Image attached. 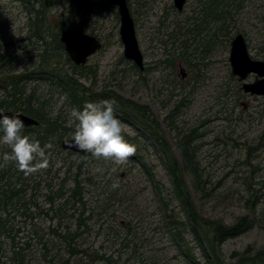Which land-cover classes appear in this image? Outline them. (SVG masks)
Here are the masks:
<instances>
[{
  "label": "rangeland",
  "instance_id": "374dc122",
  "mask_svg": "<svg viewBox=\"0 0 264 264\" xmlns=\"http://www.w3.org/2000/svg\"><path fill=\"white\" fill-rule=\"evenodd\" d=\"M88 1L104 4L109 0ZM195 2L187 0L183 12L176 14L172 9L173 0H129L139 47L146 68H150L144 73V79L131 68L132 62L122 60L124 46L117 10L90 17L85 23L87 33L97 37L104 47L87 64L96 70V76L85 75L80 82L94 91L116 90L126 99L150 108L151 116L160 122L178 160L181 158L176 133L196 129L203 135L197 143L200 146L198 161L206 181L204 191L197 193L191 177L187 174L184 177L200 216L226 225L234 224L241 217H248L252 222L246 233L217 246L220 258L230 264L246 251L254 254L264 249V98L245 94L242 83L232 74L230 64L231 42L239 33L247 40L250 56L264 61V0H246L237 11L231 8L233 17L227 22L229 37L205 57L201 56L200 50L199 58L194 60L199 64L194 74H190V64L181 62L172 69L173 61L166 63V60L178 61L182 55L181 41L184 39L175 27L176 24L185 26L184 20L190 16ZM67 10L66 2L59 1L50 20L56 21ZM28 19L20 3L0 0V54L18 56L41 45L35 39L33 42L26 40ZM35 66L36 58L29 59L17 72L32 70ZM182 68L183 73L188 74L185 78ZM254 81L255 75H251L245 82ZM47 88L40 87L39 93L49 98ZM65 101L64 97L54 96L48 111L52 109L56 115L65 107ZM176 106L179 114L173 131L174 128L170 127L173 117H169ZM122 124L125 125V139L137 149L136 154L123 164L93 157L84 161L80 155L68 156L64 150L59 152L52 146L47 147L51 150L47 157L53 161L49 164V174L47 169L42 171L38 203L44 210L49 208L46 199L51 187L63 186L69 167L73 166L74 174L83 164L80 180L92 178L96 187L85 194V202L95 211V218L90 223L92 231L79 242L82 248L106 255L111 258L110 264H192V259L186 256L188 249L194 259L203 263L201 250L174 194L164 156L135 122ZM68 125L74 132L75 122ZM73 132L69 139H72ZM143 164L149 166L153 177ZM110 182L118 183L119 187L114 189ZM71 185L72 180L65 189ZM165 204L184 225L182 241L178 240L176 229L165 217ZM105 208L107 211L103 212ZM16 222L21 227V236H30V223L22 217H17ZM33 223L47 232L56 221L43 215ZM110 225L113 231L107 230ZM38 248L35 245V250ZM134 248L138 249L136 255H133ZM51 254L56 255V251Z\"/></svg>",
  "mask_w": 264,
  "mask_h": 264
},
{
  "label": "trees",
  "instance_id": "16d2710c",
  "mask_svg": "<svg viewBox=\"0 0 264 264\" xmlns=\"http://www.w3.org/2000/svg\"><path fill=\"white\" fill-rule=\"evenodd\" d=\"M12 1L20 3L29 16L26 40L33 42L35 39L36 43L41 45L33 46L31 51L22 52L18 56L0 54V92L3 93L0 97V110L23 113L37 120L39 122L37 126L24 127L21 134L39 141L47 156L51 152L47 147L52 146L62 152V141L70 138L73 129L68 125V120L69 110L72 107L82 110L85 102L114 99L117 102L116 117L126 124L135 122L152 138L159 153L164 156L174 194L181 203L186 215V224L201 250L204 262L194 259L189 249L186 251L188 259H192V264H227L220 258L217 246L246 233L251 228L252 222L248 217H241L234 224L226 225L200 216L184 177L185 174L191 177L197 193L204 191L203 187L206 184L203 180L204 171L197 157L200 148L197 142L202 140L203 135L197 133L196 129L188 133L178 132V149L181 158L178 160L171 151L160 123L151 116L150 108L126 99L116 90L106 88L102 91H94L84 86L80 80L85 75L96 76V70L87 65H75L61 41V34L65 29L78 27L82 32L87 33L85 23L90 17L102 12H116V8L109 1L99 4L88 0H64L68 10L53 22L50 20L52 18L50 14L61 0ZM234 1L231 0V4ZM229 4L230 1L227 0L226 24L222 31L225 38L230 35V27L227 25L231 20ZM82 16L84 18L81 20ZM175 29L184 40L181 41L182 55L178 61L170 58L166 60V63L173 61V68L181 62L192 63L188 61L190 44L186 26L177 25ZM176 39L180 41L179 37ZM33 56L36 58V66L32 70L18 73L20 65L24 61L34 59ZM122 60L126 61L125 57ZM131 68L140 74L135 65H131ZM31 85L34 87H30ZM42 86L48 87V94L51 95L49 98L40 95ZM56 95L59 98L64 97L66 101L65 107L55 115L52 109L49 111L48 109L51 107L52 98ZM66 108L69 110L66 111ZM178 114L175 111L169 117V119L173 117L170 120L171 128L176 129L173 126ZM2 135L3 133L0 132V136ZM6 152L10 153L11 149L7 145L0 144V163H3L2 157ZM66 153L68 156L76 155L70 151ZM87 156L92 157L91 153ZM48 160L49 164L53 161L51 158ZM49 164L46 168L47 174H49L48 168H51ZM143 165L153 177L149 166ZM72 167L71 165L66 172L63 186L51 187L46 199L49 208L45 210L38 203L42 190L40 180L43 170L26 176L17 169L14 162L0 167V264H110L111 258L91 251L90 248H82L79 244L84 235L92 231L90 223L95 218V211L85 202V194L93 190L96 184L92 183V178L80 180L81 166L78 167L77 173H74L76 175L73 174ZM56 173H59V170ZM70 180L72 185L66 190V184ZM109 203H112V200ZM106 211L107 208L103 210ZM164 212L169 225L176 229L178 240L182 241L183 223L178 221L175 212L170 210L167 204ZM43 215L49 217L51 221H56L55 226H50L47 232L33 223ZM17 217H22L30 223L32 229L30 236H21L22 231L16 222ZM107 230L113 231L112 225L108 226ZM35 240L37 243H34ZM35 245L39 247L38 250H35ZM137 248H134L133 255L137 254ZM51 251H56V255H52ZM230 264H264V249L254 254L246 251L237 257L236 262Z\"/></svg>",
  "mask_w": 264,
  "mask_h": 264
},
{
  "label": "clouds",
  "instance_id": "9594fccd",
  "mask_svg": "<svg viewBox=\"0 0 264 264\" xmlns=\"http://www.w3.org/2000/svg\"><path fill=\"white\" fill-rule=\"evenodd\" d=\"M114 99L85 102L83 109L69 110V124L75 122V130L69 147L80 152L91 153L95 159L112 160L123 164L136 154V146L129 143L124 135L125 125L116 117ZM24 122L18 115H5L0 110V144L7 145L10 153H4L0 167L14 162L17 169L26 176L48 167L49 160L39 141L22 135ZM99 171V169H98ZM115 189L119 184L114 182Z\"/></svg>",
  "mask_w": 264,
  "mask_h": 264
},
{
  "label": "water",
  "instance_id": "95a60500",
  "mask_svg": "<svg viewBox=\"0 0 264 264\" xmlns=\"http://www.w3.org/2000/svg\"><path fill=\"white\" fill-rule=\"evenodd\" d=\"M174 6L182 11L186 0H173ZM110 4L116 8L120 17V38L124 46V57L132 62L138 69L144 70V56L139 47L136 36L135 22L132 17L128 0H110ZM61 41L70 60L77 66H86L91 57L103 48L102 42L95 36L82 32L78 27H69L61 34ZM230 64L232 74L243 82V90L256 96H264V61L255 60L249 54L248 45L242 34L236 35L231 42ZM251 74L256 75L253 83H245ZM5 115H18L24 122V127L37 126L39 122L23 113L10 111L2 112ZM72 139H64L61 147L65 151L84 156L87 153L80 152L69 147ZM69 142V143H66Z\"/></svg>",
  "mask_w": 264,
  "mask_h": 264
},
{
  "label": "flooded vegetation",
  "instance_id": "af4514ba",
  "mask_svg": "<svg viewBox=\"0 0 264 264\" xmlns=\"http://www.w3.org/2000/svg\"><path fill=\"white\" fill-rule=\"evenodd\" d=\"M226 1L227 0H196L194 8L190 12V16H188L184 20L186 30H187L188 43L190 44V46H188V48H189L188 49V57H189L188 61L192 62V63H190L191 64L190 65L191 66L190 67V74H194V72H195L194 70H195V68H197V66L199 64V63H196L194 60H195V58H199V57H197V55L200 52V50H202L201 56L205 57V56L209 55V53L213 52V50L215 48H218L221 43L224 42L223 40L225 37L223 36L222 31L225 28V5H226ZM229 1H230L229 12L231 13V19H232L233 12H231V10H232L231 8H233L234 11H237L240 8V4L243 5L246 0H242L241 3L238 2L240 0H235V1H237V4L235 1L232 4H231V0H229ZM109 2H110V0H109ZM128 4H129V0H128ZM186 5H187V0H186L185 6ZM185 6H184V9H185ZM172 9L173 10L175 9L176 14H180L184 10L183 9L182 11H179L174 6V1H173ZM130 11H131V9H130ZM131 14H132V12H131ZM132 17H133V15H132ZM176 25H178V24H176ZM239 34H241V33H239ZM239 34H237V35H239ZM233 39H232V41H233ZM246 42H247V40H246ZM247 45H248V43H247ZM230 52H231V50H230ZM161 64L165 65L163 63H161ZM171 68L175 69L172 66H171ZM149 71H150V68H146L145 60H144V70L139 69L140 78L144 79L145 78L144 73L149 72ZM183 71H184V68L181 69L182 73H183ZM173 72L175 73V71H173ZM251 75H255V74H251ZM187 76H188L187 73H183V78H185ZM255 80H256V75H255ZM238 81H239V79H238ZM241 83H242V87H241L242 91L245 94H249L243 90V84L244 83L243 82H241ZM245 83H248V82H245ZM249 95H251V94H249ZM251 96H256V95H251ZM258 97L264 98V96H258ZM176 109H178L177 106L174 108V111L172 113H174L176 111ZM177 118H178V115H177ZM161 128H162V126H161ZM174 130L175 129H173V131ZM140 131L144 135H146L147 137L150 138V136L144 130L140 129ZM199 134H201V133L199 132ZM176 136H177L176 145L178 146L179 134L176 133ZM150 139H152V138H150ZM198 152H199V150H198ZM198 152H197V157H198ZM87 154L84 156L80 155L82 158H84L83 159L84 161H86L88 158L91 157V156L88 157ZM76 155H78V154H76ZM78 157H79V155H78ZM137 157L139 158V156H137ZM84 163H87V162H84ZM83 166L84 165H81V169L83 168ZM110 184L113 185V182H110ZM113 193H116V192H113ZM114 199H115V197H114Z\"/></svg>",
  "mask_w": 264,
  "mask_h": 264
}]
</instances>
